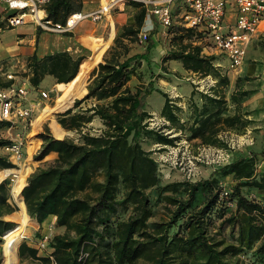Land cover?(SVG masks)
Here are the masks:
<instances>
[{
  "label": "trees",
  "instance_id": "16d2710c",
  "mask_svg": "<svg viewBox=\"0 0 264 264\" xmlns=\"http://www.w3.org/2000/svg\"><path fill=\"white\" fill-rule=\"evenodd\" d=\"M132 4L141 7L134 26L122 28L101 63V58L93 57L82 63L80 70L89 74L91 81L59 112L87 94L74 102L73 108L57 115L61 129L73 136L57 138L47 126L42 128L54 138L47 134H39L41 140L35 134L31 136V140L36 141V150L42 141L33 157L35 161L55 158L41 162L20 189L27 216L39 226L49 216H54L56 227L64 229L63 234L54 235L48 243L54 264H264V207L247 199L240 191L241 187L264 190V179L252 178L254 159L237 156L215 169L204 181L158 187L157 163L151 152L140 145L143 138H148L158 146H172L180 137H171V134L180 133L187 142L225 147L221 138L223 132L252 123L244 117L248 113H241V103L251 93L235 89L229 97L233 115L225 116L228 77L214 67L215 57L201 55V47L191 43L193 31L176 28L173 41L179 49L165 56L162 62L180 60L184 70L216 80L208 93H197L193 89L189 100L190 116L181 122L178 116L181 108L167 93L154 86L152 79L159 76L151 70L148 82L140 81L138 70L142 62L149 66L153 44L147 39L143 53L130 55V45L136 42L146 14L141 4ZM80 9L81 0H50L45 13L48 20L64 25L66 19ZM178 32H181L179 36ZM65 57L69 58L63 54L44 59L49 67L42 71L40 62L33 56L30 83L38 85L46 73L57 82H63L58 84L72 81L85 57L79 56L73 61L70 70ZM162 70L166 72L165 68ZM133 77L139 83L131 88L128 83ZM153 92L164 99L159 113L164 123L158 129L149 128L148 119L152 115L145 109L146 99ZM195 94H199L200 105L193 99ZM83 102H90V105L82 109L79 106ZM93 120L101 124L94 133L90 127ZM8 126L0 121V132ZM9 144V140L0 137V148ZM260 157L264 158V151ZM29 163L33 167L37 165L31 157ZM0 167L12 169L14 166L5 156H0ZM228 175L237 180L225 198L233 202L235 210L227 217L220 214L219 219H222L218 227L228 228L231 235L213 240L206 235L210 225L208 216L217 212L218 196L222 195L217 189V177ZM179 186H183L185 198L173 195ZM152 188L159 189V193H172L163 197L168 213L165 221H148L153 212L146 191ZM8 189L7 181H0V237L15 227L2 219L13 212L7 203ZM199 191L204 199L199 206L193 207ZM129 209L130 214L123 218ZM233 232L236 236H232ZM36 253L24 242L18 246L19 258L28 256L51 264L47 257H37ZM240 255L243 259L238 257Z\"/></svg>",
  "mask_w": 264,
  "mask_h": 264
},
{
  "label": "rangeland",
  "instance_id": "374dc122",
  "mask_svg": "<svg viewBox=\"0 0 264 264\" xmlns=\"http://www.w3.org/2000/svg\"><path fill=\"white\" fill-rule=\"evenodd\" d=\"M232 11L229 12V16H232ZM38 29V28H37ZM41 31L40 29H38ZM174 31V30H173ZM20 33V31H19ZM18 34V31H13L9 33V38H15V36ZM170 41H166L164 44V47L162 50L151 54L150 56V64L147 66L145 62H142V67L138 70V72L141 74L140 81L148 82L150 79V71L151 69H155V62L159 63L160 58L163 53V49H167L170 45L176 46V43L173 41V38L169 39ZM103 42V41H101ZM146 42H141L140 44L137 43V45L141 48H144L146 46ZM179 48V46H178ZM139 49V48H138ZM107 50L103 53L99 63L103 61V58L108 52ZM93 52L90 50L88 52H82L83 57H85L84 61H87ZM216 60L220 63V66L214 65L216 69L219 71L221 75H224L228 77L229 79V85L225 90L226 99L228 100V108L227 111L224 113V115H233L234 108L233 105L229 102V97L231 93L235 90H246L249 91L251 94H255L257 92L264 93V89L261 87V83L258 82L260 80L262 71L264 69V41L263 39H260L259 41L253 42L246 51V60L244 61V64L237 70L231 71L228 66L226 60L221 55H216ZM98 63V64H99ZM3 64V63H2ZM1 64V65H2ZM16 64V63H15ZM97 64V65H98ZM12 65V64H10ZM96 65V66H97ZM23 66V65H22ZM95 66V68H96ZM6 70L5 65L3 64L2 71ZM70 70V68H69ZM15 76L17 81L18 80H26L28 70L26 68L22 67H14L11 71ZM153 73V72H152ZM89 74H85L82 72V68L80 70V73L69 83L67 84H60L58 85V91L54 92L52 94H48L49 100H42L40 99L38 95V90L36 89L34 91V94L40 100V107L39 111L33 115V128L29 129L24 133L22 139L24 140V148L28 150L32 156L31 160L33 162H37V165L33 167L30 165L29 160L30 157L26 160V154H22L21 160L17 164H13L14 167L12 169H4L0 167V181L6 180L7 181V187L8 189V200L7 203L9 207L13 210L12 214L8 217H4L6 221L11 222L15 225L14 229L5 233L4 236L0 237V257L1 261L0 264H44L39 262L36 259H30L28 258H19L18 256V246L20 243H32L33 240H36L40 237V234L49 233L51 235V238L54 235L63 234L64 229L58 230L56 229V225H47L44 228L41 229V225L38 227L37 223L29 219L26 213L25 204L23 203L22 198L20 197V189L23 186V181L36 169L40 166L41 162L43 161H52L55 156H53L51 159L43 160V161H35L33 157L37 155L38 151L40 150L42 141H40V145L36 150V141L31 140V136L35 134V137L39 138V134H47L50 136H55L57 138H64L66 136L72 137V133H66L64 132L61 127L58 125L56 119L57 115L67 111L68 109L73 108L74 102L77 100L82 99L81 98L74 100L69 108L66 110L61 111L64 109L69 101L80 91L85 87L88 86L91 79ZM26 78V79H25ZM176 78H179L180 81H186L185 78H188L189 81H192V85L196 87L197 93H208L210 88L215 85L216 80H214L210 76L202 77L199 74H179L178 76L174 77V81ZM238 79V81H237ZM157 79H154V83ZM139 83L138 79L136 77H133L129 83V87H134ZM169 82L167 84L166 81L160 83L161 91H166L169 89ZM44 86V85H43ZM43 89V88H42ZM41 90V89H40ZM44 91L48 92V88L46 87L43 89ZM174 95V93H172ZM199 94H195L194 101L200 105V100L198 98ZM172 100L174 99V102L177 101V98L173 96ZM247 99V97H246ZM244 99L241 103V113H247L246 109H249L250 107H256L255 111L258 110V113L252 114L251 112L248 113V115H245L244 117L246 119H249L252 121V123H249L245 128H240L238 130L229 129L226 132H223L221 134V138L225 141L226 145L225 147H212V146H203L199 145L198 141H192L187 142L185 140V136L181 135L180 133H173L171 134V137L179 136V140L175 141L172 146H158L154 144L150 139L143 138L140 141L141 147L148 152H151V157L156 161L157 163V173H158V187H163L165 185L171 184V183H194L198 181H204L208 179L211 176V173L224 165H217L214 161H212L214 153L212 150H208L211 148L216 149H222L226 154L229 155V162L241 155H245L250 159H254L253 164V180L259 181L260 179H264V158L261 160L260 154L264 151V103H259L260 98L256 97L251 102V106L247 104H243ZM159 101H162V97L155 93L153 98L151 99V102H155L156 104H159ZM246 103V102H245ZM90 105V102L81 103L79 107L82 109L86 108ZM178 106L181 108V112L178 114L180 121L185 122L187 121V118L190 116V110H189V100H181L178 103ZM250 106V107H249ZM78 109H74V111H77ZM147 110V109H146ZM59 112V113H58ZM164 123V120L160 118V115L158 113H154L150 119H148V126L149 128L158 129L162 124ZM43 126H47L51 132V134L46 130V128H42ZM90 127H92V132H96L101 127V124L97 120H93V122L90 124ZM171 131L167 132L170 133ZM16 133H21L20 129H15L13 132L11 131V137H15ZM28 134V135H27ZM2 135H5L4 133ZM6 136L9 138L6 134ZM52 136V137H53ZM1 138H4L0 135ZM54 138V137H53ZM6 139V138H4ZM56 139V138H55ZM41 140V139H40ZM203 147H205V150H203ZM208 147V148H207ZM210 148V149H211ZM36 150V151H35ZM4 151L0 149V156H3ZM4 157V156H3ZM226 165V164H225ZM33 167V168H32ZM11 170H15L18 175L19 179L14 183V180L16 178V173H12L8 175V173ZM217 183V189L220 190V194L224 191L227 192L229 195L232 191V187L236 184V178L232 175L224 176L223 178H219ZM26 182V180H25ZM184 191L183 186L178 187V192L174 193L173 195L175 197H186V193L182 192ZM243 196H245L249 200L256 201L260 203L261 205L264 204V190H258L256 188H247V187H241L240 189ZM146 194L148 196V199L150 201V205L152 207L153 215L148 220L150 222L155 221H161V220H167V211H166V203L163 200V197L165 195H172L171 192H163L159 193V189L152 188L146 191ZM219 203L216 207L217 212H213L209 214L210 219V225L207 227L206 235L208 238L213 240H221L225 238L226 236H230V231L228 228L220 229L218 225L220 224L221 219H219V215L221 214L223 217L229 216L234 210L235 206L233 202H229L230 199L225 200L226 197H222V195L218 196ZM204 197L201 196V193L199 191L198 197L193 205L199 206ZM169 209H173L171 206H167ZM128 214H130L129 211L123 216L125 218ZM5 216V215H4ZM186 216V214H185ZM3 218V217H2ZM55 226V228H54ZM176 230V227H174ZM236 236L235 232L232 233V236ZM229 242V241H227ZM241 259H243V255L238 256ZM234 262V260H231ZM247 262V260H246Z\"/></svg>",
  "mask_w": 264,
  "mask_h": 264
},
{
  "label": "built area",
  "instance_id": "2783aa9c",
  "mask_svg": "<svg viewBox=\"0 0 264 264\" xmlns=\"http://www.w3.org/2000/svg\"><path fill=\"white\" fill-rule=\"evenodd\" d=\"M49 2L50 0H0V30L32 24L43 32L66 34L81 22L100 21L121 4L138 3L143 6L147 16L154 17L166 30L178 26L193 31L191 40L201 47V55L215 58L216 55H221L231 71L243 65L247 48L253 42L260 39L264 41V0H103L92 11L80 10L71 14L64 25L46 18L45 6ZM176 5L178 12L174 10ZM228 6L235 9L231 24L225 23ZM11 11L13 14H10ZM136 40L139 43L145 42L146 32H139ZM3 76L8 84L0 85V121L8 123L9 126L4 130L7 133L18 128L21 131L14 138L10 136L7 139L10 144L2 147L5 157L13 165L22 158V137L33 128L35 108L33 103L28 102L32 90L26 81H17L12 72H6ZM260 80L264 89V69ZM38 95L42 100L49 99L48 93L44 91H39ZM210 148L208 150L214 153L212 161L215 164L221 166L229 163V155L222 149ZM222 196L226 197L227 192L224 191ZM50 240L51 235L45 233L33 240L32 244L38 254L47 257L54 264L48 248Z\"/></svg>",
  "mask_w": 264,
  "mask_h": 264
},
{
  "label": "crops",
  "instance_id": "0c3cea01",
  "mask_svg": "<svg viewBox=\"0 0 264 264\" xmlns=\"http://www.w3.org/2000/svg\"><path fill=\"white\" fill-rule=\"evenodd\" d=\"M102 1L103 0H81L80 10L83 12L92 11L96 9ZM177 8H178V5L174 7L175 12H178ZM140 9L141 7L136 4H132V3L121 4L117 6L111 12L110 15L106 16L100 21L96 23H92L90 21L81 22L77 24L69 33H66V34H55V33H47L43 31H39L32 24H27L21 27L13 28V29H1L0 30V85L4 86L8 84L3 76L4 73L11 72L12 69H14V67L26 68V70H28L29 73L26 74L28 78L27 79L25 78L26 79L25 81L30 86V89L32 90L28 98V102L33 103L34 105L33 107L35 108L34 114L37 113L40 107V103H39L40 100H38V98L34 94V91L36 89H39L38 92L44 91L43 89L47 87L49 89L48 92L46 91L44 92L48 94L49 93L52 94L58 91L57 88H58V85H60L58 83H63V82H57V80L52 75H49L46 73L43 75L38 85L33 86L30 83V78L32 77L31 58L33 56L36 57V59L40 62V65L42 66V71L48 70L49 63L47 61L46 62L43 61L44 59L48 57H54V56H59L63 54L68 56L69 57L68 59L66 57L65 58L68 60L69 68L73 61H75L79 56H83L82 52H88L91 50L94 53L93 58L100 59L103 53L107 50V48L109 49L112 46L114 39L117 37L119 33H121L123 27L134 26L135 16L140 11ZM234 10L235 9L232 6H228L226 17H225L226 24H231L233 22ZM231 11L233 14L232 16H229V12ZM176 28H179V27L175 26V27H172L166 30L156 21L154 17L147 16L145 14L143 23L139 29V32H142V31L146 32L147 39H149L153 44V47L149 51V59H150L151 54L162 50V48L164 47V44L162 45V43H165L166 41L169 42L170 41L169 39L173 38L176 35V33L173 31ZM13 31L14 32L18 31V34L15 36V38L8 39L7 36H9V33ZM180 33L181 32H178L177 35L179 36ZM137 43L139 42L136 40L134 44L130 45L131 46L130 55H135V54L144 52L145 46L144 48H141V46L139 47ZM191 43L193 45H196L195 42L193 41ZM178 49H179L178 46L177 45L174 46L173 44L170 45L167 49H163L160 62L159 63L155 62L154 64L156 68L151 69L152 72L156 76H159L157 77V80L154 83V86L156 88L161 90V87H160L161 82L166 81L167 84L168 82L170 83L169 89H167L166 91H162V92L167 93L170 99L174 98L173 96H175L177 98V101H175L174 103L177 106L181 100H185V99L190 100L193 89H196V87L192 85L193 84L192 81L188 82L189 81L188 78H185L186 81L184 80L180 81L178 80L179 78H176L174 81L173 78L178 76L179 74L192 73V72H189L183 69L182 63L180 62V60L171 59V60H167L166 62H162V59L165 56H167L169 53L173 51L174 52L177 51ZM61 58H64V57L61 56ZM82 62H85V61L82 60L80 64ZM2 63L5 65L6 70L4 71H2V68H3ZM80 64H79L78 69L80 68ZM213 65L220 66V63L218 62V60H215L213 62ZM163 68L166 69L165 70L166 72L162 70ZM69 72L70 71L68 70L66 74H68ZM66 74L60 73L61 76H64ZM192 74H196V73H192ZM258 82L261 83V87L263 89L262 81L258 80ZM262 92L263 91L261 92L259 91L255 94H250L243 104L250 105L251 102L256 97L260 98L259 103H264V93ZM155 93L156 92H153L146 99L145 109H147L146 111L150 115H153L154 113L159 114L163 106V102H164L163 98L161 102L159 101V104L158 103L156 104L155 102H151V99L153 98ZM172 93H174V95ZM193 99H195V97H193ZM38 103L39 105H37ZM255 108H256L255 106L250 107L249 109H246V112L247 113L251 112L252 114H256L258 113V110L255 111ZM3 133L5 135H2ZM6 134L8 136H11V133H7L4 130L0 132V135L2 137L9 139L6 136ZM24 154H26V160L30 156H32V152L30 154V152L26 150V148L23 149V155ZM25 179H26V176H25ZM25 179L23 181V185H24ZM11 214L12 212L3 216L2 219L6 221L4 217H8ZM50 224L51 225L56 224V217L49 216L41 224V229ZM37 228H39V225ZM56 229L62 230V228H56ZM25 245L29 248L34 249L32 243L26 242ZM36 256L42 257V255L38 253H36ZM24 258H28V260L32 259L28 256Z\"/></svg>",
  "mask_w": 264,
  "mask_h": 264
},
{
  "label": "bare ground",
  "instance_id": "6f19581e",
  "mask_svg": "<svg viewBox=\"0 0 264 264\" xmlns=\"http://www.w3.org/2000/svg\"><path fill=\"white\" fill-rule=\"evenodd\" d=\"M83 63V62H82ZM82 63L80 64V67H81V65H82ZM79 70H80V68H79ZM92 70V69H91ZM91 70H90V72H91ZM89 72V73H90ZM78 73H79V71H78ZM78 73L76 74V76L78 75ZM75 76V77H76ZM12 173H16L17 175H16V178H15V180H14V183L19 179V175H18V173L15 171V170H11L9 173H8V175H10V174H12Z\"/></svg>",
  "mask_w": 264,
  "mask_h": 264
},
{
  "label": "water",
  "instance_id": "95a60500",
  "mask_svg": "<svg viewBox=\"0 0 264 264\" xmlns=\"http://www.w3.org/2000/svg\"><path fill=\"white\" fill-rule=\"evenodd\" d=\"M10 14H13V11H11ZM93 55H94V53L91 55V57H90L89 59H91V58L93 57ZM89 59H88V60H89ZM94 68H95V67H94ZM94 68H93V69H94ZM78 71H79V69H78ZM78 71H77V73H78ZM77 73H76V74H77ZM25 185H26V184H25ZM4 234H5V233H4ZM4 234H3V235H4Z\"/></svg>",
  "mask_w": 264,
  "mask_h": 264
}]
</instances>
